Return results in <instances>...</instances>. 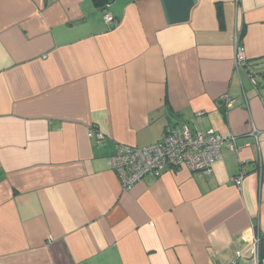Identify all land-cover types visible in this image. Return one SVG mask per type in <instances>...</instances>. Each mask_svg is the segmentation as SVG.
I'll return each mask as SVG.
<instances>
[{
  "label": "crops",
  "instance_id": "obj_1",
  "mask_svg": "<svg viewBox=\"0 0 264 264\" xmlns=\"http://www.w3.org/2000/svg\"><path fill=\"white\" fill-rule=\"evenodd\" d=\"M169 127L213 129L239 151L123 190L117 146ZM255 236L264 0H0V264H250Z\"/></svg>",
  "mask_w": 264,
  "mask_h": 264
},
{
  "label": "built area",
  "instance_id": "obj_2",
  "mask_svg": "<svg viewBox=\"0 0 264 264\" xmlns=\"http://www.w3.org/2000/svg\"><path fill=\"white\" fill-rule=\"evenodd\" d=\"M107 24H116L111 14L104 15ZM247 56L239 41H235V69L238 71L246 62ZM256 85L255 80H253ZM220 101L229 108L234 101L223 96ZM258 134L254 131V135ZM90 138L102 139L103 136L92 131ZM227 149L238 152L235 138H225L213 129L192 133L186 127L178 130L167 128L163 139L144 148L118 145L116 154L110 159V165L116 172L120 184L125 191H131L146 178L158 179L170 171L187 170L192 173L209 174L215 162L222 158ZM245 173L233 179L237 187L242 186ZM250 264H264V243L261 236H255L252 242ZM232 264H238L234 262Z\"/></svg>",
  "mask_w": 264,
  "mask_h": 264
},
{
  "label": "trees",
  "instance_id": "obj_3",
  "mask_svg": "<svg viewBox=\"0 0 264 264\" xmlns=\"http://www.w3.org/2000/svg\"><path fill=\"white\" fill-rule=\"evenodd\" d=\"M110 1L111 0H92L94 6L100 8V9L106 8L109 5ZM104 15H106V13Z\"/></svg>",
  "mask_w": 264,
  "mask_h": 264
},
{
  "label": "water",
  "instance_id": "obj_4",
  "mask_svg": "<svg viewBox=\"0 0 264 264\" xmlns=\"http://www.w3.org/2000/svg\"><path fill=\"white\" fill-rule=\"evenodd\" d=\"M116 0H111L109 5L113 4Z\"/></svg>",
  "mask_w": 264,
  "mask_h": 264
}]
</instances>
